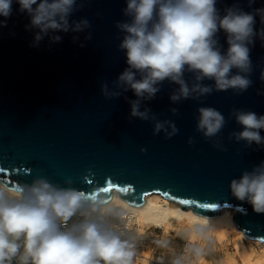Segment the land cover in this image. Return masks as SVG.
<instances>
[{"label":"water","instance_id":"obj_1","mask_svg":"<svg viewBox=\"0 0 264 264\" xmlns=\"http://www.w3.org/2000/svg\"><path fill=\"white\" fill-rule=\"evenodd\" d=\"M233 3L246 12L264 8V0L251 6L248 0H218L217 7L223 14ZM125 7V0H87L72 19L87 18L90 28L57 33L61 42L50 43L46 37L33 47L34 32L25 29L29 17L14 0L7 27L0 28V182L30 183L37 176L61 185L71 180L73 187L90 195L97 187L111 188L105 191L108 197L116 190L133 206L156 192L179 202L183 210L191 207L211 217L228 206L235 209L232 221L238 230L264 241V214L236 200L229 189L231 179L264 160V145L248 147L230 136L241 130L232 109L264 115V41L257 38L251 46L253 84L246 92L214 90L174 103L170 97L179 86L165 81L154 99L142 101L140 110L148 108L156 117L144 121L130 116L133 92L113 84L127 67L118 50L122 33L116 28L117 21L128 19ZM255 27L264 28L259 16ZM89 32L91 39L85 40ZM74 35L79 36L75 43ZM219 36L226 49L223 32ZM186 79L191 86L193 77L186 74ZM104 82L121 95L106 98ZM206 106L226 118L224 128L209 139L196 130L198 109ZM157 120L173 122L177 134L167 139L163 132L153 135Z\"/></svg>","mask_w":264,"mask_h":264},{"label":"clouds","instance_id":"obj_2","mask_svg":"<svg viewBox=\"0 0 264 264\" xmlns=\"http://www.w3.org/2000/svg\"><path fill=\"white\" fill-rule=\"evenodd\" d=\"M13 2L0 0V17L5 18L0 20V28L7 27ZM15 2L19 12L29 17L25 29L34 32L33 47L46 37L50 43L61 42L63 37L57 33H81L91 27L87 18L72 19L87 0ZM254 2L248 0L249 6ZM125 3L122 11L128 19L117 21L116 28L122 33L118 50L123 51L127 67L113 84L136 97L129 101L131 117L156 120L150 116V109L140 110L141 103L154 99L165 81L179 86L170 97L174 103L198 99L214 90L241 94L252 86L251 46L257 38L264 41V28L255 27L256 16L264 24V8L246 12L233 3L221 14L218 0ZM221 32L226 49L220 43ZM78 39L73 36L74 43ZM90 39L89 32L85 40ZM186 74L193 77L191 86ZM260 79L264 81V70ZM101 92L106 98L121 95L120 91L109 90L107 82L101 84ZM198 113L196 130L206 139L216 136L226 124L225 116L214 107H200ZM230 115L241 128L231 137L248 147L264 145V115L245 109H232ZM161 132L167 139L178 129L173 122L157 120L152 134ZM229 189L236 200L264 214V160L231 179ZM93 191L95 194L90 195L73 187L71 180L61 185L44 176L34 177L30 183L0 182V264H133L140 242L128 227V212L114 202L118 194L108 197L102 187ZM196 230L203 233L205 228Z\"/></svg>","mask_w":264,"mask_h":264},{"label":"bare ground","instance_id":"obj_3","mask_svg":"<svg viewBox=\"0 0 264 264\" xmlns=\"http://www.w3.org/2000/svg\"><path fill=\"white\" fill-rule=\"evenodd\" d=\"M113 193L119 196V199L114 202L132 213L136 224L137 240L140 243L133 264H176L177 260L173 254L153 256L147 249L148 242L144 236L140 237L151 226L167 231L174 225L178 226V231L186 234L188 244L195 248L194 262L197 264L211 263L202 251L207 239L212 238L216 243H223L229 233L235 235L232 240V251H224L219 264H264V241L249 239L243 231L235 227L232 221L235 210L231 207L225 206L217 215L211 217L199 215L191 207L183 210L179 202L156 192L146 194L142 205H131V207L120 197L118 191L114 190ZM197 227H203L205 231L198 232ZM253 243H256L258 248L253 246Z\"/></svg>","mask_w":264,"mask_h":264},{"label":"rangeland","instance_id":"obj_4","mask_svg":"<svg viewBox=\"0 0 264 264\" xmlns=\"http://www.w3.org/2000/svg\"><path fill=\"white\" fill-rule=\"evenodd\" d=\"M177 227L178 226L174 225L173 228L164 231L163 228L151 226L147 228L146 232L141 234L140 237L144 236L148 242L147 249L150 250L153 256H167L173 254L177 260L181 248L184 243L188 241L186 234L180 230L178 231ZM234 236L233 233H229L223 243H216L212 238L206 240L202 251L204 256L211 261L210 264H219L223 252L232 251V240L234 239ZM252 245L258 248L256 243H253Z\"/></svg>","mask_w":264,"mask_h":264},{"label":"built area","instance_id":"obj_5","mask_svg":"<svg viewBox=\"0 0 264 264\" xmlns=\"http://www.w3.org/2000/svg\"><path fill=\"white\" fill-rule=\"evenodd\" d=\"M127 212L129 214L126 218L128 221V227L131 233L135 234L137 238L138 234L136 231V224L133 221V215L129 211ZM195 253V248L186 241L178 254L177 261H179L180 264H197L194 262Z\"/></svg>","mask_w":264,"mask_h":264},{"label":"snow or ice","instance_id":"obj_6","mask_svg":"<svg viewBox=\"0 0 264 264\" xmlns=\"http://www.w3.org/2000/svg\"><path fill=\"white\" fill-rule=\"evenodd\" d=\"M104 191H111V188H105ZM181 203H184V202L181 201Z\"/></svg>","mask_w":264,"mask_h":264}]
</instances>
